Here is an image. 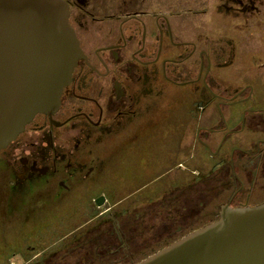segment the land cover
<instances>
[{
	"label": "flooded vegetation",
	"instance_id": "1",
	"mask_svg": "<svg viewBox=\"0 0 264 264\" xmlns=\"http://www.w3.org/2000/svg\"><path fill=\"white\" fill-rule=\"evenodd\" d=\"M63 1L81 56L58 108L37 114L0 150V168L9 190L48 191L58 202L98 184L109 168L103 156L109 149L119 147L129 157L141 154L143 174L138 176H145V182L122 190L133 197L161 184L154 182H164L163 189H156H162L160 198L153 202L162 217L152 215L151 199L137 213L122 212L105 229L102 223L94 227L75 249L78 255L97 257L96 264H115L120 249L130 248L129 240L133 244L153 221H162L163 233L171 238L182 234L173 242L198 229L184 232L188 216L183 211L199 198V183L220 184L227 192L233 188L211 222L219 218L222 206L264 203V198L258 199L261 192L253 190L259 175L264 177V108L252 103L253 87L243 96L247 87L231 86L223 73L235 60L236 43L226 33L216 39L213 19L222 17L225 30L230 17L247 20L264 15V0ZM203 17L210 20L200 24ZM183 88L196 96L193 105L184 106ZM199 114L209 118L206 126L197 127ZM247 114L253 115L251 121L263 135L253 151L243 145L245 139H231L245 132L251 122ZM192 126L197 127L194 142L207 154L206 175L204 167L188 166L198 159V145H191L185 162L179 160L186 144L184 128ZM166 139H173L169 153H163ZM159 147L163 163L157 164L150 154ZM183 169L193 176L189 184L182 183ZM112 191L105 190L93 201L109 202ZM109 210L94 217L113 215ZM40 264L46 263L41 259Z\"/></svg>",
	"mask_w": 264,
	"mask_h": 264
},
{
	"label": "rangeland",
	"instance_id": "2",
	"mask_svg": "<svg viewBox=\"0 0 264 264\" xmlns=\"http://www.w3.org/2000/svg\"><path fill=\"white\" fill-rule=\"evenodd\" d=\"M206 19L210 20V17L201 18L200 24L202 21V24H205ZM213 19L216 39L226 33V36L236 43V46L234 45L235 60L231 66L224 69L223 73L228 75L231 86L247 87L243 96L249 94V86L253 87L252 103L264 108V15L249 17L247 20L241 17H230L228 18L230 19L229 27L225 30L220 25L222 17L215 16ZM182 91L184 106L193 105L196 96L190 94L188 89L183 88ZM247 106L250 107L251 104L249 103ZM207 118L206 114H199L197 127L206 126L205 120ZM251 118L253 119V115L247 114V120L251 121ZM197 127L184 128L183 143L187 145L184 144L179 160L185 162V159L189 157L191 145H198V159L195 162L190 160L188 166L194 169L195 166L193 167L192 163H195L200 168L204 167L202 170L203 174L206 175L209 163L207 162V154L200 144L194 142ZM260 132L261 128L255 127V123L251 121L244 133L234 135L231 139L236 141L245 139V142H242L243 145L245 144L248 150L253 151L257 139L263 137ZM214 136L215 139L220 137L218 134ZM171 141L173 139H166L167 145L165 144L163 148V151L166 150L165 152L161 151L160 147L158 149L161 152L154 149L150 154V160H156L157 164L162 161V152L169 153L172 151L169 149ZM111 150L109 149L103 155L109 168L104 170L94 188L65 196L58 202L53 197L48 196V191H38L37 194H29L28 192L15 194L11 192L4 183L5 172L0 168V264H40L41 259L46 264H92V261H95L96 264L97 257H89L83 252L82 255H78L79 253L75 249L94 227L102 223L101 227L105 229L113 219L122 215V212H125L126 215L137 213V210L144 206V203L145 205L149 203L151 199L153 200L150 202V209L154 210L152 215L156 214L157 220L162 217L157 205L155 206L153 202L160 198L164 182H154L161 184L155 189L149 187L135 193L133 197H128L131 192L122 190L126 185L140 181L145 182L146 180L145 176H138V174H143L142 163L144 158L140 159L141 154L129 157L119 147L115 151L112 150L114 152ZM105 165L107 164L105 163ZM149 171L152 172L153 170L150 169ZM146 172L148 171L144 169V174L147 175ZM182 173V183L189 184L193 176L185 169L182 170ZM258 178L259 180L253 190L254 193L261 192L258 194V199H263L264 177L261 178L259 175ZM206 185L205 182L204 184L199 183V198H196L195 202H191L185 211L182 209L188 216L184 232L211 222L214 215L218 213L219 204L223 198L226 200L233 191V188L228 192L224 191L222 186L216 183H212L209 187ZM159 187L162 189L156 190ZM109 189L113 190L110 193L113 196L110 197L109 202L99 207L93 198L105 190L109 192ZM245 190H247V186ZM218 192H221V195L226 194V196H218ZM168 193L169 195L172 194ZM109 207V212L113 215L108 217L105 213L103 216L94 217L108 210ZM163 224L162 221H153L148 225L143 235L136 237L133 244L129 240L130 248L120 249L118 255L114 257L115 264L139 262L182 235L178 234L172 238L168 234L165 235L162 230ZM36 254L39 255L37 258H35Z\"/></svg>",
	"mask_w": 264,
	"mask_h": 264
},
{
	"label": "water",
	"instance_id": "3",
	"mask_svg": "<svg viewBox=\"0 0 264 264\" xmlns=\"http://www.w3.org/2000/svg\"><path fill=\"white\" fill-rule=\"evenodd\" d=\"M68 14L63 0H0V150L58 108L81 56ZM134 264H264V203L222 206L217 220Z\"/></svg>",
	"mask_w": 264,
	"mask_h": 264
},
{
	"label": "crops",
	"instance_id": "4",
	"mask_svg": "<svg viewBox=\"0 0 264 264\" xmlns=\"http://www.w3.org/2000/svg\"><path fill=\"white\" fill-rule=\"evenodd\" d=\"M30 260V259H29Z\"/></svg>",
	"mask_w": 264,
	"mask_h": 264
}]
</instances>
